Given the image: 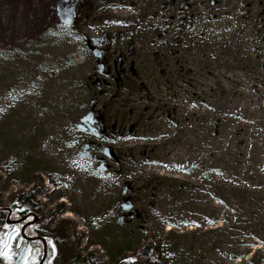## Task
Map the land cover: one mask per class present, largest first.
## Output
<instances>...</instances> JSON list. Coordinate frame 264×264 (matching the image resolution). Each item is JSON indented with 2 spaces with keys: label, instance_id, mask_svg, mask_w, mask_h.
Instances as JSON below:
<instances>
[{
  "label": "rangeland",
  "instance_id": "obj_1",
  "mask_svg": "<svg viewBox=\"0 0 264 264\" xmlns=\"http://www.w3.org/2000/svg\"><path fill=\"white\" fill-rule=\"evenodd\" d=\"M59 1L0 0V206L35 190L107 264L149 232L168 264H264V0Z\"/></svg>",
  "mask_w": 264,
  "mask_h": 264
},
{
  "label": "trees",
  "instance_id": "obj_2",
  "mask_svg": "<svg viewBox=\"0 0 264 264\" xmlns=\"http://www.w3.org/2000/svg\"><path fill=\"white\" fill-rule=\"evenodd\" d=\"M9 205L12 209V219H18L28 213L38 214L41 211V205L36 200L35 190H25L13 194ZM62 211L63 209H60L57 214ZM8 213L7 209L0 206V240L7 241V234L15 229H19V232L11 241H8L10 248H4L3 243H0V251L9 253V258L0 255V264H37V259L43 255V243L40 240H26L21 233L23 224H9L7 222ZM56 217L58 218V215ZM47 221L39 219L26 228V234L30 237L42 235L47 239L49 244L48 259L54 257V254L61 250L69 256L70 264L79 262L107 264L98 249L91 250L84 256L79 253L81 233L75 226H63L67 221L62 220L53 229H48L49 221ZM22 249H24L23 253L19 256ZM117 264H168V260L163 252L162 240L157 238L154 232H149L146 242L123 252Z\"/></svg>",
  "mask_w": 264,
  "mask_h": 264
},
{
  "label": "water",
  "instance_id": "obj_3",
  "mask_svg": "<svg viewBox=\"0 0 264 264\" xmlns=\"http://www.w3.org/2000/svg\"><path fill=\"white\" fill-rule=\"evenodd\" d=\"M62 3H63V0H60L59 1V14H60V17L62 19V21H64V23L68 26L72 25L74 23V16H73V8L72 7H69L68 9L66 10H63L61 8L62 6ZM70 9V11H69ZM77 127L82 130L83 132H86V133H89V134H94L95 136H99L100 133H99V130H100V124H99V118L96 117V114H95V111L93 109L89 110L81 119H80V122L77 124ZM91 144L89 143H86L82 149L80 150L79 152V157L80 159H98L99 160V166H98V170L100 171H107L110 169V164L107 163V160L110 159V160H113L114 159V154L113 152L110 151L109 148L106 149V151L104 152V156H97V155H94L92 154L91 152ZM128 202V203H127ZM133 207V203H129V200L127 199L125 204H124V210H130L132 209ZM9 211L8 213V216H7V222L9 224H16V223H21V222H24L27 218H29L30 216H34V219L25 224L22 229H21V232H22V236L27 239V240H31V241H35V240H40L42 241L43 243V257L40 261L39 264H44L46 258H47V255H48V242H47V239L41 235H38V236H34V237H30V236H27L26 233H25V230H26V227L28 224H32V223H35L39 220L38 216L35 214V213H30V214H27L17 220H13L11 219V214H12V210L11 208H5ZM125 215H122L119 219V222L120 224H124V219ZM23 250L21 251V254H22Z\"/></svg>",
  "mask_w": 264,
  "mask_h": 264
},
{
  "label": "snow or ice",
  "instance_id": "obj_4",
  "mask_svg": "<svg viewBox=\"0 0 264 264\" xmlns=\"http://www.w3.org/2000/svg\"><path fill=\"white\" fill-rule=\"evenodd\" d=\"M5 227H7V225H5ZM18 232L19 229H15L13 230V232L7 234V241L0 240V243H3L4 248H10V244L8 243V241H11L15 236H17ZM0 255L9 258V253L7 251H0Z\"/></svg>",
  "mask_w": 264,
  "mask_h": 264
},
{
  "label": "flooded vegetation",
  "instance_id": "obj_5",
  "mask_svg": "<svg viewBox=\"0 0 264 264\" xmlns=\"http://www.w3.org/2000/svg\"><path fill=\"white\" fill-rule=\"evenodd\" d=\"M93 160H94V162H96V163L99 162L98 159H93ZM10 208H11V207H10ZM28 214H30V213H28ZM25 215H27V214H25ZM25 215H23V216H25ZM23 216H21V217H23ZM33 219H34L33 217H29V218H27L24 222H22L21 224L25 225V224L31 222ZM33 224H34V223H32V224H28L27 227L30 226V225H33ZM27 227H26V228H27Z\"/></svg>",
  "mask_w": 264,
  "mask_h": 264
}]
</instances>
